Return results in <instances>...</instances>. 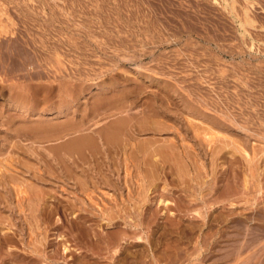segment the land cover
Wrapping results in <instances>:
<instances>
[{
	"label": "rangeland",
	"instance_id": "374dc122",
	"mask_svg": "<svg viewBox=\"0 0 264 264\" xmlns=\"http://www.w3.org/2000/svg\"><path fill=\"white\" fill-rule=\"evenodd\" d=\"M0 20L7 26L0 21L3 32L8 28L4 33L0 29V189L10 191L12 203H6L10 208L16 203L12 186L27 191L20 193L25 207L22 221L10 218L11 209L1 212L9 218L5 225L17 226L19 232L8 229L10 241L4 239L7 233L6 237L0 233V264H70L67 255L61 256L60 246L54 247L56 231L64 233L71 247L83 244L84 264L117 263L112 253H94L84 238L76 243L72 237L77 231L72 213L82 216L81 221L86 217L84 227L100 233V220L94 216L99 207L131 204L127 196L141 182L136 180L139 168L135 163L142 157L138 149L129 161L132 176H127L128 184L107 185L97 173L98 179L86 187L67 179L72 143L98 135L94 130L100 129L103 137L110 132L113 136L108 152L119 160L117 164L111 167L102 162L108 160V153L99 138L93 149L87 145L82 149L86 154L96 153L103 172L119 170L114 177L120 184L126 154L117 145L129 136L136 144L155 141L151 145L160 148L166 160L158 161L157 186L150 196L153 208L159 197L170 201L169 213H178L179 232L171 228L172 220L160 218L168 234L162 243L153 245L147 240L135 243L134 235L143 231L137 228L131 234L133 241L125 245L135 255L145 249L148 255L133 258L132 264H264V0H0ZM19 94L24 96L21 103L17 102ZM194 126L200 131L209 129L211 148L217 153L207 149L202 134H194ZM170 141L177 144L171 150ZM79 163L88 173L98 170L94 162ZM141 167L146 172L151 168L148 163ZM222 169L226 177L220 180ZM174 170L181 174L178 182ZM175 201L182 205L179 212ZM32 208L40 215L32 220L34 233L25 218ZM121 227L118 223L107 233L115 234ZM144 231L154 238L151 228ZM43 232L49 244H36V240V246L29 244L32 236L41 238Z\"/></svg>",
	"mask_w": 264,
	"mask_h": 264
},
{
	"label": "bare ground",
	"instance_id": "6f19581e",
	"mask_svg": "<svg viewBox=\"0 0 264 264\" xmlns=\"http://www.w3.org/2000/svg\"><path fill=\"white\" fill-rule=\"evenodd\" d=\"M1 21V24L3 23L2 22V20H0ZM1 24H0V26H1ZM4 24V23H3ZM6 24V23H5ZM4 24V25H5ZM4 25H2V26H4ZM5 27H7L6 25H5ZM1 29V28H0ZM8 28H6V29H4V32L7 30ZM2 30V29H1ZM3 32V30L1 31V33ZM3 32V33H4ZM2 35V34H1ZM17 38V37H16ZM15 41V40H14ZM13 41V42H14ZM19 41V40H18ZM18 43V42H17ZM14 45V44H13ZM16 45V44H15ZM7 46V45H6ZM1 47H3V46H1ZM4 47H5V45H4ZM11 49V48H10ZM1 51V50H0ZM14 51V50H13ZM2 52V51H1ZM12 52V51H11ZM11 52H9V53H11ZM3 53V52H2ZM6 53V52H5ZM14 53V52H13ZM15 54H16V52H15ZM4 56H5V54H4ZM11 57V56H10ZM6 58V57H5ZM13 58V57H12ZM15 58V57H14ZM25 59V58H24ZM1 60V59H0ZM11 60V59H10ZM17 60V59H16ZM28 60V59H27ZM26 60V61H27ZM31 60V59H30ZM29 60V61H30ZM33 60V59H32ZM2 61V60H1ZM5 62H6V60H4ZM24 61V60H23ZM16 62V61H15ZM32 62V61H31ZM33 62H34V60H33ZM2 63V62H1ZM10 63V62H9ZM4 64V63H3ZM18 64H20V63H18ZM30 64V63H29ZM28 64V65H29ZM32 64V63H31ZM10 65V64H9ZM17 65V64H16ZM1 66V65H0ZM5 66V65H4ZM13 66H15V65H13ZM11 67H12V64H11ZM1 70V69H0ZM8 72H9V70H8ZM35 72V71H34ZM34 72H32V73H34ZM2 74V73H1ZM24 74V73H23ZM21 75V74H20ZM34 75V74H33ZM37 75V74H36ZM39 75V74H38ZM6 76H7V74H6ZM25 76V75H24ZM4 77V76H3ZM3 77H1V78H3ZM7 77H10L9 75L7 76ZM12 77H13V75H12ZM20 77H22V76H20ZM31 78H32V76H31ZM27 84V83H26ZM31 84V83H30ZM29 85V84H28ZM5 86V85H4ZM8 86V85H7ZM10 86V85H9ZM17 86V85H16ZM15 86V87H16ZM68 86V85H67ZM44 87V86H43ZM5 88V87H4ZM47 88V87H46ZM69 88V87H68ZM6 89V88H5ZM60 89V88H59ZM76 90V89H75ZM27 91V90H26ZM47 91H49V90H47ZM65 91V90H64ZM21 93V92H20ZM12 94V93H11ZM22 95V94H21ZM72 95V94H71ZM24 97V96H23ZM23 97L22 96H20V94L18 95V98L19 99H17V102H19V103H21L22 101H23ZM105 97V96H104ZM21 98V99H20ZM43 100V99H42ZM50 100V99H49ZM102 100V99H101ZM100 100V101H101ZM28 103V102H27ZM131 103V102H130ZM126 105V104H125ZM20 107H21V105H19ZM23 106V105H22ZM121 106V105H120ZM129 106V105H128ZM126 107V106H125ZM99 108V107H98ZM124 108V107H123ZM99 112V111H98ZM93 114H94V112H93ZM93 116V115H92ZM119 116V115H118ZM121 116V115H120ZM7 117V116H6ZM4 118V117H3ZM117 118V117H116ZM120 118V117H119ZM115 119V118H114ZM145 119V118H144ZM92 120V119H91ZM127 120V119H126ZM137 120H139V119H137ZM153 120H155V119H153ZM88 121V120H87ZM93 121V120H92ZM94 121H95V119H94ZM110 121V120H109ZM81 122V121H80ZM91 122V121H90ZM124 122V121H123ZM143 122V121H142ZM152 122V121H151ZM154 122V121H153ZM106 123V122H105ZM88 124V123H87ZM164 124V123H163ZM100 125V124H99ZM153 125V124H152ZM167 125V124H166ZM165 125V126H166ZM83 126V125H82ZM82 126H80L81 128H79V129H83L82 128ZM84 126H85V124H84ZM95 127V126H94ZM199 127V126H198ZM71 128V127H70ZM97 128H99L98 126H97ZM112 127H110V129H111ZM169 128V127H168ZM175 128V127H174ZM68 129V128H67ZM66 129V130H67ZM92 129V128H91ZM143 129H144V127H143ZM194 134L196 135V136H198V135H200V134H202V138L205 140L206 139V141H207V149H208V146H209V150L211 151V152H216V149L214 148V149H212L211 148V142L213 141L212 139H211V136H209V129L207 130V129H202L201 131L199 130V128H197V126L195 127L194 126ZM77 130V129H76ZM101 130V129H100ZM100 130H94V132H96V134L98 133V135H95V136H91V137H89V138H87V139H85V140H78V141H76V142H74V143H72V148H73V150L74 151H72V152H74V154L72 155V154H70V155H68V158H69V163H68V165H69V170H67V172H66V174H65V176L67 175V179H69V180H71V183H73L74 185H80L81 187L82 186H88V184L90 185V182L91 181H96L97 179H98V177H97V175H96V173L97 174H99L100 175V178L102 177V181L105 183V184H111L112 186L114 185V186H116L117 187V185H125V183H127L128 184V179H127V176H129V174L131 173L130 171H131V169H129V167H132L131 165H130V163H129V161H131V158L134 160V153H135V150L134 149H138L139 151H141L142 152V157H141V159L139 158V160H138V162L137 163H135L134 165L136 166V168H139L137 171H138V173H137V178H136V180L138 179V181H141V182H138V188H137V190L134 192V193H132L131 195H129V196H127L128 197V200L131 202V204H128V205H124L123 207H121V206H118L117 205V203H116V205L118 206V207H115V206H111L110 207V205H109V208L108 207H99L100 208V210H99V213L98 214H94V216H96L100 221H99V227H102V230H101V232L103 231V230H105L106 232L104 233L103 232V234H101V232L99 233L98 232V230L96 231V230H93V231H91V230H89V229H87L86 227H84V225H86V224H84L83 225V221L85 220V218L86 217H84L83 218V221H81L80 219L82 218V216H80L78 213H72V215H71V217H73V222H76V227H75V229L77 230L76 231V234L75 233H73V236L72 237H74V239L73 240H75L76 241V243H81L82 241H85L86 240V242H88L89 244H90V246L92 247V249H94V253H97V254H102V253H108V252H110V254H111V256L116 260V264H132V262H133V258H135V259H137V258H144V257H146L148 254L145 252L146 251V249H145V251L144 250H142L141 252H136V253H138L137 255H135V253H132V251L133 250H129V248L127 247V245H125V244H128L129 242H132L133 240L131 239L132 237L131 236H133L134 234H135V230L137 229V228H139V230H143V231H141V233L140 234H135L134 236H135V243H142V242H144V241H148L150 244H153V243H158V242H161L162 243V240H163V238L166 236V234H168V231L166 232V227H165V222H163L162 220H160V218H163V217H165V218H169L170 220H172L173 221V223H172V226H171V228L172 229H174L173 231H176V232H179V228H180V226H179V224H178V221L176 220V218H177V215H178V213H176L175 211H170V213H169V210L171 209V206H170V204L171 203H169L170 201L168 200V199H165V198H163V199H161L160 197H159V199L157 198V199H155L156 201H155V203L157 204V208H153V199L151 198V194L153 193V192H155V188H156V186H157V181H156V178L157 177H159V176H157L156 174H157V172H158V170H159V168H158V161H160V163L162 164V162L163 163H165L166 162V160H165V158H164V156L162 155L163 153H162V151H161V149L160 148H158V147H154L153 145H151V144H153V142H155V141H151V139L148 141H144V142H138L137 144L135 143V142H133L132 141V136H127L128 138H126L125 139V141L120 145L119 143V145H117L118 147H119V151H121L122 153H125L126 155H124L125 157L123 158V162L121 163V165L123 164V172H124V175H123V177L121 178V179H123V180H121L122 181V184H120V183H118L117 181H116V179H115V174H116V172H119V170H114L113 168L110 170L109 169V167H107L109 170V172H103V170H102V167L100 166V163H101V161L100 160H98V158L96 157V153H93L92 151H89V154H86V153H84L85 151H83V149L82 148H84V146H86L87 145V147L86 148H92L93 149V147H96V145H97V141H98V138H99V141H100V143H102V144H104L106 147H105V153L107 152L108 153V155H107V158H108V160L107 161H105V158H103L104 160L102 161V162H104L105 164H107L108 163V165H110L111 167H113V165H116L117 164V162L119 161H116V159L117 158H115V157H113V155H111L110 154V152H108V151H110L111 149V147L109 146L111 143H109V142H111V138H113V136H112V134H111V132L110 133H108V134H110L112 137H110V135H108V137L106 136V137H103L102 135H101V133H100ZM104 130V129H103ZM111 130H113V129H111ZM152 130V129H151ZM69 131V130H68ZM79 131V130H78ZM91 131V130H90ZM23 132V131H22ZM21 132V133H22ZM55 132V131H54ZM59 132V131H58ZM85 132V131H84ZM86 132H87V130H86ZM93 132V133H94ZM176 132V131H175ZM180 132V131H179ZM190 132H191V130H190ZM26 133V132H25ZM34 133V132H33ZM32 133V134H33ZM120 133V132H119ZM32 134H30V135H32ZM47 133L45 132V135H46ZM75 134V133H74ZM77 134V133H76ZM79 134V133H78ZM81 134V133H80ZM103 134V133H102ZM155 134V133H154ZM13 135V134H12ZM25 135V134H24ZM30 135H28V136H30ZM69 135V134H68ZM104 135H105V133H104ZM66 136V135H65ZM156 136V135H155ZM72 137V136H71ZM79 137V136H78ZM137 137V136H136ZM135 137V138H136ZM153 137V136H152ZM157 137V136H156ZM155 137V138H156ZM185 137V136H184ZM210 137V138H209ZM213 137V136H212ZM32 138V137H31ZM61 138V137H60ZM81 138V137H80ZM143 138H145V137H143ZM181 138V137H180ZM29 139V138H28ZM79 139V138H78ZM82 139V138H81ZM111 139V140H110ZM123 139H124V137H123ZM138 139H140V138H138ZM160 139V138H159ZM173 139V138H172ZM40 140V139H39ZM171 140V139H170ZM98 141V142H99ZM162 141H163V139H162ZM165 141V140H164ZM72 142V141H71ZM116 143V142H115ZM117 144V143H116ZM135 144V145H134ZM220 144V143H219ZM222 144V143H221ZM228 144V143H227ZM70 145V144H69ZM101 145V144H100ZM164 145V144H163ZM162 145V146H163ZM182 145V144H181ZM111 146H112V144H111ZM153 148H152V147ZM162 146H159V147H162ZM168 146H169V149L170 148H173L174 149V147L175 146H177V144H175L173 141H170L169 143H168ZM192 146V145H191ZM213 146V145H212ZM227 145H226V142L224 143V147L223 148H225ZM69 147V146H68ZM110 147V148H109ZM113 147L117 150V147L116 146H114L113 145ZM206 147V146H205ZM101 148H103V146H101ZM166 148V147H165ZM185 148V147H184ZM193 148V147H192ZM70 150H71V148H70ZM87 150V149H86ZM100 150V149H99ZM113 150V149H112ZM163 150V149H162ZM167 150V149H166ZM171 150V149H170ZM196 150V149H195ZM118 151V150H117ZM178 151H180V150H178ZM189 151V150H188ZM194 151V150H193ZM193 151H191V152H193ZM33 152V151H32ZM87 152V151H86ZM95 152V151H94ZM97 152H102V149L100 150V151H97ZM138 152V151H137ZM145 152H148V154H149V157H148V154H145ZM172 152V151H171ZM210 152V153H211ZM214 152V153H215ZM113 153H115V152H113ZM120 153V152H119ZM204 153V152H203ZM217 153V152H216ZM220 153V152H219ZM138 154V153H137ZM141 154V153H140ZM159 154V156H161V158H158L157 157V155ZM39 155V154H38ZM123 155V154H122ZM145 155H147V157L145 158ZM164 155H166V154H164ZM180 155H182V154H180ZM189 155V154H188ZM91 156V157H90ZM170 156V155H169ZM173 156V155H172ZM178 156H179V154H178ZM177 156V157H178ZM193 157H195V154H193L192 155ZM192 156H189V157H191L192 158V160H193V157ZM210 156V155H209ZM214 156V155H213ZM166 157V156H165ZM212 157V156H211ZM102 158V157H101ZM121 158V157H120ZM164 158V159H163ZM196 158V157H195ZM237 158V157H236ZM48 159V158H47ZM173 159V158H172ZM180 159V158H179ZM200 159H202V158H200ZM212 159V158H211ZM59 160V159H58ZM102 160V159H101ZM122 160V159H121ZM121 160H120V162H121ZM178 160V159H177ZM182 160V159H181ZM214 160H215V158H214ZM213 160V161H214ZM224 160V159H223ZM175 161V160H174ZM200 161V160H199ZM222 161V160H221ZM9 162H11V161H9ZM59 162V161H58ZM61 162V161H60ZM68 162V161H67ZM79 162H81V163H87V162H94V164H95V166L96 165H99L97 168H98V170H96L97 172H95V174L94 173H88L87 172V170L85 169V168H83L82 166H80V163ZM191 162V161H190ZM194 162V161H193ZM198 162V161H197ZM218 162V161H217ZM235 162V161H234ZM146 163H148L149 164V168H150V170H148L147 172H146V170L145 169H142V164L144 165V164H146ZM178 163V162H177ZM181 163V162H180ZM224 163V162H223ZM47 164V163H46ZM65 164H67V163H65ZM89 164V163H88ZM93 164V165H94ZM133 164V163H132ZM201 164V163H200ZM90 166H92L91 164H89ZM102 165V164H101ZM166 165V164H165ZM185 165H186V163H185ZM193 165V164H192ZM49 166V165H48ZM89 166V167H90ZM107 166V165H106ZM118 166V165H117ZM134 166V167H135ZM214 166V165H213ZM224 166V165H223ZM44 167V166H43ZM85 167H86V165H85ZM89 167H87V168H89ZM116 167V166H115ZM114 167V168H115ZM122 167V166H121ZM162 167H165V166H162ZM168 167H170L169 165H168ZM167 167V168H168ZM226 167V166H225ZM51 168V167H50ZM78 168V169H77ZM93 168V167H92ZM106 168V167H105ZM141 168V169H140ZM145 168V167H144ZM188 168V167H187ZM187 168H186V170H187ZM210 168V167H209ZM214 168V167H213ZM232 168H233V166H232ZM6 169V168H5ZM48 169V168H47ZM89 169H91V167L89 168ZM95 169V168H94ZM104 169V168H103ZM147 169V168H146ZM219 169V168H218ZM10 170V169H9ZM92 170V169H91ZM136 170V169H135ZM162 170V169H161ZM178 170V169H177ZM223 170V169H222ZM235 170V169H234ZM46 171V170H45ZM51 171H52V169H51ZM95 171V170H94ZM112 171V172H111ZM42 172V171H41ZM163 172H164V170H163ZM169 172V171H168ZM221 172V171H220ZM223 173H222V175H219L218 177H219V179L221 180V179H223V178H225L226 177V172H225V170H223L222 171ZM234 172V171H233ZM55 173V172H54ZM150 173H152V177H151V175H149ZM175 175L174 176H176V177H174V179H175V181H179L178 179H180V177H181V174H180V176H179V172H175V170H174V172H173ZM173 173H170V174H173ZM182 173V172H181ZM204 173H206V172H204ZM203 173V174H204ZM214 173V172H213ZM259 173V172H258ZM8 174V173H7ZM41 174V173H40ZM164 174V173H163ZM165 174H166V171H165ZM208 174H209V172H208ZM216 174V173H215ZM235 174V173H234ZM260 174V173H259ZM32 175L33 174H31V177H32ZM43 175V174H42ZM49 175V174H48ZM58 175V174H57ZM131 175V174H130ZM183 175V174H182ZM41 176V175H40ZM39 176V177H40ZM132 176V175H131ZM233 176H235V175H233ZM38 177V176H37ZM59 177V176H58ZM195 177H197V175L195 176ZM244 177V176H243ZM9 178V177H8ZM10 180H13V178L14 177H12V176H10ZM131 178V177H130ZM202 178L203 179H205L206 178V176L204 175V177H203V175H202ZM182 179V178H181ZM180 179V180H181ZM228 179V178H227ZM234 179V178H233ZM15 180V179H14ZM35 180V179H34ZM42 180V179H41ZM63 180V179H62ZM117 180H119V179H117ZM147 181L148 182V185L147 186H150L149 187V189H148V191L147 190H145V188L147 187L145 184H144V182L143 181ZM198 180V179H197ZM7 181H8V179H7ZM68 181V180H67ZM99 181V180H98ZM130 181V180H129ZM170 181V180H169ZM184 181V180H183ZM231 181V180H230ZM235 181V180H234ZM101 182V181H100ZM181 182V181H180ZM190 182H191V180H190ZM103 183V184H104ZM143 183V184H142ZM169 183V182H168ZM34 184V183H33ZM62 184V183H61ZM107 184V185H108ZM133 184V183H132ZM131 184V185H132ZM171 184V183H170ZM213 184V183H212ZM231 184V183H230ZM246 184H247V182H246ZM2 185V178H0V186ZM73 185V186H74ZM221 185V184H220ZM223 185V184H222ZM72 186V185H71ZM110 186V185H109ZM127 186V185H126ZM208 186V185H207ZM225 186V185H224ZM2 187H3V185H2ZM13 188H14V191H13V193H15V201H16V203L15 204H13V208H10V204H6L7 202H10V203H12L11 201H9V198H8V193L10 192H8L7 193V191L6 190H3V188L2 189H0V233H5V236H3V237H6V233H7V237L6 238H4L5 240H7V241H10V237L8 236V232L10 233L11 231H9L8 229H10V228H12V229H16V227H12V224L11 225H5V223H4V221H5V218H6V220H7V218L8 217H5L4 218V214L2 215V213L1 212H5L6 210H9V209H11V210H9L11 213V216L12 217H10V218H13V219H21V221H22V219H23V212H24V208L25 207H23V203H22V200H21V197H20V193H27V191L26 190H23V189H21V187H19L18 185H15V186H12ZM11 187V188H12ZM48 187V186H47ZM76 187V186H75ZM91 187V186H90ZM186 187V186H185ZM257 187V186H256ZM1 188V187H0ZM67 188V187H66ZM72 188H74V187H72ZM165 187H163V189H164ZM187 188V187H186ZM194 188H196L195 186H194ZM206 188H208V187H206ZM228 188V187H227ZM226 188V189H227ZM240 188V187H239ZM238 188V189H239ZM67 189H69V188H67ZM71 189V188H70ZM89 189V188H88ZM88 189L86 190V191H88ZM128 189H130V188H128ZM169 189V188H168ZM209 189V188H208ZM214 189V188H213ZM222 189V188H221ZM225 189V190H226ZM234 189V188H233ZM241 189V188H240ZM77 190V189H76ZM175 190V189H174ZM196 190V189H195ZM205 190V189H204ZM203 190V191H204ZM223 190V189H222ZM232 190V189H231ZM236 190H237V188H236ZM71 191V190H70ZM81 191V190H80ZM85 191V192H86ZM93 191H95L94 189H93ZM215 190H213V192H214ZM224 191V190H223ZM234 191H235V189H234ZM40 192V191H39ZM82 192V191H81ZM80 192V193H81ZM84 192V193H85ZM130 192V191H129ZM225 192V191H224ZM7 193V194H6ZM70 193V192H69ZM79 193V194H80ZM87 193V192H86ZM178 193V192H177ZM179 193H181V191L179 192ZM223 193V192H222ZM5 194V195H4ZM34 194V193H33ZM43 194V193H42ZM76 194V193H75ZM74 194V195H75ZM90 194V193H89ZM121 194V193H120ZM128 194H130V193H128ZM161 194V193H160ZM186 194V193H185ZM201 194V193H200ZM207 194V193H206ZM225 194V193H224ZM231 194V193H230ZM235 194V193H234ZM40 195V194H39ZM87 195H88V193H87ZM159 195V194H158ZM205 195V194H204ZM219 195H220V193H219ZM35 196V195H34ZM37 196H38V194H37ZM50 196L51 195H49L48 194V196L46 197V199L47 198H50ZM71 196H73V195H71ZM152 196H155V195H152ZM175 196V195H174ZM173 196V197H174ZM182 196V195H181ZM206 196V195H205ZM205 196H203V197H205ZM212 196V195H211ZM33 196H30V198H32ZM36 197V196H35ZM41 197V196H40ZM76 197V196H75ZM203 197H201V199H203ZM216 197V196H215ZM27 198V197H26ZM28 198H29V196H28ZM27 198V199H28ZM197 198V197H196ZM210 198V197H209ZM208 198V199H209ZM214 198V197H213ZM213 198H211L212 200H213ZM219 198V197H218ZM33 199V198H32ZM38 199V198H37ZM187 199H189V197L187 198ZM48 200V199H47ZM89 200V199H88ZM91 200V199H90ZM122 200V199H121ZM134 200V201H133ZM183 200V199H182ZM192 200V199H191ZM190 200V201H191ZM205 200V199H204ZM15 201H13V202H15ZM28 201V200H27ZM33 201V200H32ZM37 201V200H36ZM46 201V200H45ZM115 201H116V199H115ZM114 201V202H115ZM214 201V200H213ZM50 202V201H49ZM74 202V201H73ZM82 202V201H81ZM117 202V201H116ZM173 202H174V200H173ZM176 202V201H175ZM205 202V201H204ZM223 202V201H222ZM35 203V202H34ZM48 203V202H47ZM113 203V202H112ZM122 203V202H121ZM124 203H126V202H124ZM231 203H233V202H231ZM3 204V205H2ZM26 204V203H25ZM24 204V205H25ZM52 204V203H51ZM161 204H162V206H161ZM181 204H182V202H181ZM256 204V203H255ZM38 205V204H37ZM36 205V206H37ZM114 205H115V203H114ZM175 205H176V209L175 210H178V212L179 211H181V206H180V204H178L177 202L175 203ZM192 205H194V204H192ZM216 205H218V204H216ZM224 205V204H223ZM26 206V205H25ZM31 206V205H30ZM29 206V208H31ZM35 206V205H34ZM34 206H32V207H34ZM174 206V205H173ZM172 206V207H173ZM203 206V205H202ZM258 206V205H257ZM44 207H46V203H45V206ZM67 207V206H66ZM154 207H155V204H154ZM175 207V206H174ZM221 207V206H220ZM254 207V206H253ZM27 208V207H26ZM193 208V207H192ZM202 208V207H201ZM206 208H207V206H206ZM36 209V208H35ZM184 209V208H183ZM228 209V208H227ZM233 209V208H232ZM199 211H201L200 209H198ZM229 210H231V209H229ZM248 210V209H247ZM26 211V210H25ZM93 211V210H92ZM197 211V210H196ZM223 211V210H222ZM225 211V210H224ZM245 211V210H244ZM30 212V211H29ZM27 213V215H26V217L25 218H27L28 219V222L30 223V225H31V230L32 231H30V232H33L34 231V229H35V219L37 220V217L38 216H40L39 214H37L36 212H35V210H33V208H32V211L30 212V213ZM41 212V211H40ZM47 212H48V209H47ZM96 212V211H95ZM210 212V211H209ZM233 212V211H232ZM71 213V212H70ZM97 213V212H96ZM192 213V212H191ZM190 213V214H191ZM228 213H230V212H228ZM41 214H42V212H41ZM194 215L196 214V213H193ZM193 214H191V216L193 215ZM203 214V213H202ZM226 214V213H225ZM83 215H84V213H83ZM93 215V214H92ZM213 215V214H212ZM211 215V216H212ZM258 215V214H257ZM49 216V215H48ZM57 216V215H56ZM59 216V215H58ZM86 216V215H85ZM89 216V215H88ZM190 216V217H191ZM196 216V215H195ZM201 216V215H200ZM264 216V215H263ZM189 217V216H188ZM192 217H194V216H192ZM197 217H199V216H197ZM202 217H203V215H202ZM261 217V216H260ZM41 218V217H40ZM45 218V217H44ZM60 218V217H59ZM58 218V219H59ZM89 218H90V216H89ZM91 218H93V217H91ZM217 218V217H216ZM215 218V219H216ZM61 219V218H60ZM70 219H72V218H70ZM95 219V218H94ZM222 219V218H221ZM220 219V220H221ZM227 219V218H226ZM8 220H9V218H8ZM32 220L34 221V222H32ZM44 220V219H43ZM62 220V219H61ZM91 220H93V219H91ZM96 220V219H95ZM217 220H218V218H217ZM217 220H215L216 222H217ZM222 220H225V219H222ZM94 221V220H93ZM166 221V220H165ZM184 221V220H183ZM26 222V221H25ZM48 222V221H47ZM69 222V221H68ZM200 222V221H199ZM222 222V221H221ZM236 222V221H235ZM241 222V221H240ZM9 223V222H8ZM21 223V222H20ZM38 223V222H37ZM57 223V222H56ZM91 223V222H90ZM96 223V222H95ZM97 223H98V220H97ZM122 224V227H121V230L119 231V232H115V234H109V233H107L108 231L107 230H109L110 228H112V227H114V226H116V224ZM171 223V222H170ZM212 223V222H211ZM246 223V222H245ZM13 224H15V223H13ZM59 224V223H58ZM87 224H88V222H87ZM168 224V223H167ZM191 224V223H190ZM193 224V223H192ZM238 224V223H237ZM49 225V224H48ZM62 225V224H61ZM194 225V224H193ZM208 225H209V223H208ZM218 225V224H217ZM245 225V224H244ZM38 226V225H37ZM60 226V225H59ZM73 226H75V223L73 224ZM120 226V225H119ZM188 226H189V224H188ZM191 226V225H190ZM202 226V225H201ZM236 226V225H235ZM239 226V225H238ZM242 226V225H241ZM88 227V226H87ZM98 227V228H99ZM146 227H149V228H151V233H150V235L152 234L153 235V237L154 238H150L149 236H148V233L146 232V231H144V228H146ZM184 227V226H183ZM200 227V226H199ZM213 227V226H212ZM211 227V228H212ZM253 227V226H252ZM18 228V227H17ZM96 228V227H95ZM197 228V227H196ZM196 228H194V229H196ZM210 228V229H211ZM243 228V227H242ZM261 228V227H260ZM17 231H18V229H16ZM16 230L13 232V233H15L16 232ZM27 230V229H26ZM36 230V229H35ZM46 230V229H45ZM44 230V231H45ZM57 230H58V228H57ZM110 230H112V229H110ZM138 230V229H137ZM193 230V229H192ZM21 231V230H20ZM24 231V230H23ZM116 231V230H115ZM130 231H133V232H130ZM181 231V230H180ZM219 231V230H218ZM244 231V230H243ZM252 231V230H251ZM255 231V230H254ZM19 232V231H18ZM29 232V233H30ZM193 232V231H192ZM198 232V231H197ZM208 232V231H207ZM227 232V231H226ZM263 232V231H262ZM34 233V232H33ZM43 233H45L44 234V236L43 237H41V238H39V237H35L36 239H34L33 238V236L31 237L32 239L30 240V242H29V244H33V245H35L34 243L36 242V244L38 243V244H47V242H48V236H47V232H43ZM50 233V232H49ZM54 233V236H52V238H53V240H54V244H55V246H54V244H53V246L54 247H56V245H59L60 246V250H59V252L61 253V256H64V255H67L68 256V258L71 260V263L70 264H84V256L82 255V252H81V246L83 245H79V247H71L72 245H71V243H69V242H67L68 240H65V237H64V233L63 234H61V233H59V232H53ZM173 233V232H172ZM182 233V232H181ZM204 233V232H203ZM212 233V232H211ZM42 234V233H41ZM131 234H133V235H131ZM213 234H214V231H213ZM10 235H12V233L10 234ZM151 235V236H152ZM173 235V234H172ZM175 235H177V234H175ZM181 235V234H180ZM195 235V234H194ZM1 236V235H0ZM170 236V235H169ZM178 236V235H177ZM176 236V237H177ZM207 236H209V237H211V236H214V235H208L207 234ZM222 236V234L220 233V237ZM226 236V235H225ZM148 237H149V239H148ZM194 237V236H193ZM219 237V238H220ZM2 238V237H1ZM0 238V239H1ZM12 238V237H11ZM15 238V237H14ZM13 238V239H14ZM26 238V237H25ZM50 238V237H49ZM83 238L85 239V240H83ZM170 238H171V236H170ZM204 238V237H203ZM3 239V238H2ZM1 239V240H2ZM16 239V238H15ZM51 239V238H50ZM72 239V238H71ZM166 239H167V237H166ZM165 239V240H166ZM169 239V238H168ZM204 239H206V237L204 238ZM208 239V238H207ZM217 239V238H216ZM19 240V239H18ZM36 240V241H35ZM15 241V240H14ZM25 241V240H24ZM35 241V242H34ZM169 241H173L172 239H170ZM192 241V240H191ZM203 241V240H202ZM205 241V240H204ZM210 241H212V240H210ZM210 241H208V243L210 244ZM218 241V240H217ZM0 242H2V241H0ZM11 242H13V241H11ZM20 242V241H19ZM23 242V241H22ZM51 242H52V240H51ZM175 242H177L176 240H175ZM216 242V241H215ZM225 242V241H224ZM10 243V242H9ZM121 243V244H120ZM187 243H188V241H187ZM196 243V242H195ZM223 243V242H222ZM1 244V243H0ZM20 244V243H19ZM48 244H49V242H48ZM118 244H120L119 246H118ZM155 244V245H156ZM158 244H160V243H158ZM10 245H11V243H10ZM22 245V244H21ZM32 245V246H33ZM75 245V244H74ZM154 245V244H153ZM165 245H166V243H165ZM172 245H173V243H172ZM1 246V245H0ZM4 247H5V245H3ZM17 246H19V245H17ZM23 246H24V244H23ZM36 246V245H35ZM34 246V247H35ZM39 246V245H38ZM77 246V245H76ZM86 247H87V244L85 245ZM114 246H116V247H114ZM123 246V249H121V247ZM137 246V245H136ZM167 246V245H166ZM41 247H43V245H41ZM84 247V246H83ZM94 247V248H93ZM140 247H141V245H140ZM167 247H169L170 249H171V245L169 244ZM176 247V246H175ZM174 247V248H175ZM183 247V246H182ZM25 248V247H24ZM73 248H74V250L76 251V254H74V253H72V251H73ZM161 248V247H160ZM222 248V247H221ZM220 248V249H221ZM13 249V248H12ZM28 249V248H27ZM40 249V248H39ZM42 249V248H41ZM56 249V248H55ZM87 249V248H86ZM131 249V248H130ZM136 249V248H135ZM182 249V248H181ZM11 250V249H10ZM34 251H36V249H33ZM54 250V249H53ZM52 250V251H53ZM58 250V249H57ZM192 250V249H191ZM196 250V249H195ZM207 252H211V253H213V251H212V248H209V247H207L206 249H205ZM219 250V249H218ZM6 251H8V249L6 250ZM25 251V250H24ZM52 251H51V253H52ZM74 251V252H75ZM83 251V250H82ZM86 251V250H85ZM163 251V250H162ZM166 253H168V249H166L165 248V250H164ZM173 251V250H172ZM1 252V251H0ZM92 252V251H91ZM147 252H148V250H147ZM180 252V251H179ZM10 253V252H9ZM44 253H46V252H44ZM54 253V252H53ZM69 253H71V255H69ZM78 253H80V254H78ZM177 253H178V251H177ZM5 254H7V256H8V253L6 252ZM4 254V255H5ZM58 254V253H57ZM86 254H87V252H86ZM224 254V253H223ZM229 254V253H228ZM81 255L83 256V257H81ZM103 255V254H102ZM106 255V254H105ZM105 255H103V256H105ZM139 255V256H138ZM146 255V256H145ZM171 255H173V254H171ZM183 255V254H182ZM55 256V255H54ZM137 256V257H136ZM169 256V255H168ZM175 256V255H174ZM181 256V255H180ZM203 256V255H202ZM225 256V255H224ZM31 257H33V256H31ZM65 257V256H64ZM85 257H86V255H85ZM163 257V256H162ZM182 257V256H181ZM220 257V256H219ZM219 257H217V258H219ZM2 258H4V257H2ZM58 258H59V256H58ZM178 258V257H177ZM203 258V257H202ZM216 258V257H215ZM216 258V259H217ZM12 259V258H11ZM106 259V258H105ZM112 259V258H111ZM142 259H140L139 261H142ZM157 259H160V258H157ZM171 259V258H170ZM33 260V259H32ZM38 260V259H37ZM163 260V259H162ZM202 260V259H201ZM2 261V260H1ZM157 261H159V260H157ZM167 261V260H166ZM174 261V260H173ZM30 262V261H29ZM86 262V261H85ZM90 262V261H89ZM103 262V261H102ZM115 262V261H114ZM113 262V263H114ZM134 262H135V260H134ZM143 262V261H142ZM141 262V263H142ZM175 262V261H174ZM36 263V262H35ZM41 263V262H40ZM95 263V262H94ZM99 263V262H98ZM110 263V262H109ZM108 263V264H109ZM137 263V262H136ZM144 263V262H143ZM142 263V264H143ZM164 263V262H163ZM10 264V263H9ZM44 264V263H43ZM86 264V263H85ZM89 264V263H88ZM91 264V263H90ZM145 264V263H144ZM160 264V263H159ZM171 264V263H170Z\"/></svg>",
	"mask_w": 264,
	"mask_h": 264
}]
</instances>
